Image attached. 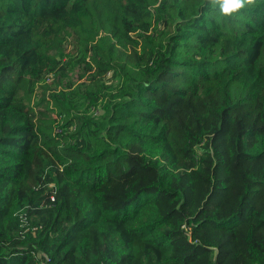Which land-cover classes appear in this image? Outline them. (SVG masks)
Masks as SVG:
<instances>
[{
    "label": "trees",
    "instance_id": "1",
    "mask_svg": "<svg viewBox=\"0 0 264 264\" xmlns=\"http://www.w3.org/2000/svg\"><path fill=\"white\" fill-rule=\"evenodd\" d=\"M0 264H264V0H0Z\"/></svg>",
    "mask_w": 264,
    "mask_h": 264
},
{
    "label": "clouds",
    "instance_id": "2",
    "mask_svg": "<svg viewBox=\"0 0 264 264\" xmlns=\"http://www.w3.org/2000/svg\"><path fill=\"white\" fill-rule=\"evenodd\" d=\"M215 6H218L219 12L223 15H230L243 9L245 5H251L254 0H212Z\"/></svg>",
    "mask_w": 264,
    "mask_h": 264
},
{
    "label": "rangeland",
    "instance_id": "3",
    "mask_svg": "<svg viewBox=\"0 0 264 264\" xmlns=\"http://www.w3.org/2000/svg\"><path fill=\"white\" fill-rule=\"evenodd\" d=\"M71 75H72V77H73V78H75V76H76V73L74 72V73H72ZM45 81H47V82H48V81H50V80H49V79H46Z\"/></svg>",
    "mask_w": 264,
    "mask_h": 264
}]
</instances>
